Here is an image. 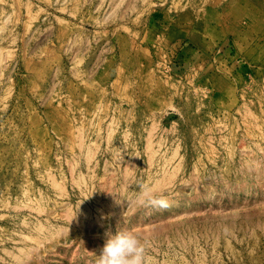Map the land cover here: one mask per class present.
Here are the masks:
<instances>
[{
    "label": "rangeland",
    "instance_id": "rangeland-1",
    "mask_svg": "<svg viewBox=\"0 0 264 264\" xmlns=\"http://www.w3.org/2000/svg\"><path fill=\"white\" fill-rule=\"evenodd\" d=\"M118 228L264 264V0H0V264H98Z\"/></svg>",
    "mask_w": 264,
    "mask_h": 264
},
{
    "label": "clouds",
    "instance_id": "clouds-1",
    "mask_svg": "<svg viewBox=\"0 0 264 264\" xmlns=\"http://www.w3.org/2000/svg\"><path fill=\"white\" fill-rule=\"evenodd\" d=\"M142 195L154 205H167L165 199L153 198L148 190ZM98 257V264H145V247L134 230L118 228L114 234H108Z\"/></svg>",
    "mask_w": 264,
    "mask_h": 264
}]
</instances>
